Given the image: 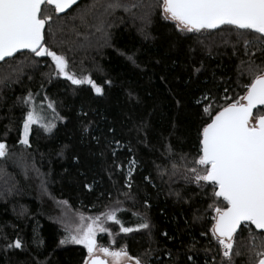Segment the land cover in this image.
I'll list each match as a JSON object with an SVG mask.
<instances>
[{
  "label": "trees",
  "instance_id": "16d2710c",
  "mask_svg": "<svg viewBox=\"0 0 264 264\" xmlns=\"http://www.w3.org/2000/svg\"><path fill=\"white\" fill-rule=\"evenodd\" d=\"M135 2L141 5L133 9L137 16L151 14L150 38L140 31L141 20L120 10L108 16L114 21L105 26L110 36L95 48L85 44L105 0H83L65 15L48 6L46 46L65 57L72 73L89 76L102 94L58 75L47 56L25 52L0 64V143L7 151L0 157V264H83V246L59 243L66 235L64 207L90 216L115 209L124 226L134 229L140 218L146 220L150 229L123 233L112 221L107 228L114 250L126 248L148 264H227L212 233V205L223 201L213 196L211 184L199 188L184 176L210 122L204 105L214 115L245 95L253 78L246 62L264 63V52L249 46L244 55L246 40L256 38L250 30L181 32L162 18V0ZM29 92L33 103L25 105ZM206 93L211 98L198 103ZM33 107L42 123L55 127L46 132L33 125L28 146L21 143L23 124ZM113 139L121 141L115 157L121 168L108 146ZM253 234L261 235L243 225L234 236L232 264H257L262 249ZM17 239L22 248L9 247ZM99 242L110 246V236Z\"/></svg>",
  "mask_w": 264,
  "mask_h": 264
},
{
  "label": "snow or ice",
  "instance_id": "6c2138e0",
  "mask_svg": "<svg viewBox=\"0 0 264 264\" xmlns=\"http://www.w3.org/2000/svg\"><path fill=\"white\" fill-rule=\"evenodd\" d=\"M76 2L77 0H0V61H5L6 57H13L22 50H27L36 57L47 56L54 62L58 75L64 76L73 85L89 84L97 94H102V88L91 78H77L68 74L65 57L51 51L44 42L45 26L52 20L48 6L54 7L56 13H62ZM101 6L104 9L101 15L105 18L100 20L96 30L104 32L105 43L110 34L103 26L111 27L114 24V21L108 20L107 17L114 16L120 10L132 12L133 21L141 20L143 26L140 31L145 39L150 38L146 29L151 24V14L137 16L133 9L141 5L135 0H105ZM160 8L162 18L175 22L181 32H201L221 26L241 30V35L250 30L256 34V38L255 41L246 40L244 55L249 56V46L264 52V0H162ZM86 16L87 12L79 19L86 22ZM251 55L254 56L255 53ZM246 63L248 71L253 73L246 94L236 102L217 110L214 115L210 106L204 105L203 111L209 116L210 122L205 123L200 133L198 158H193L191 165L186 167L188 174L184 176L186 182L195 183L199 188L204 187L201 182L211 184L213 196L222 198L223 206L217 203L212 205L216 213L213 217L215 223L212 233L223 249L227 264H232L234 236L242 224L255 226L261 233L259 237L253 234L252 239L260 240L262 250L256 253L261 257L257 264H264V114H253L254 108L264 106V63L257 65L251 58ZM195 71L199 72L200 69ZM210 98L211 94L206 93L203 100L197 102L203 104ZM21 102L25 105L33 103L32 93L29 92ZM48 108L56 111L51 102L48 103ZM258 111L264 113V108H259ZM41 120L42 116L37 114L34 107L27 112L23 124L22 144L30 146L28 134L31 125L39 124L46 132L55 127L47 121L41 123ZM87 130L85 128V131ZM109 131L114 132V129ZM120 144L121 141L113 139L108 145L112 149L113 163L117 168L122 167L115 160ZM6 154V145L0 143V157H5ZM134 164L135 160L129 161V188ZM176 195L183 199L180 192ZM79 221V224L73 227L65 224L66 235L59 243L82 245L88 253L83 264H106V261L96 257L97 250L105 257H111V264H148L147 260L140 257L133 258L123 247L119 251L110 250L108 247L98 248L96 240L98 232L107 231L104 227L105 221L119 224L120 232L131 233L150 229V224L143 218L139 219L135 229L124 226L115 209L95 217L80 214ZM13 246L22 248L21 240L17 239L9 245ZM145 255L149 253L146 252Z\"/></svg>",
  "mask_w": 264,
  "mask_h": 264
},
{
  "label": "rangeland",
  "instance_id": "374dc122",
  "mask_svg": "<svg viewBox=\"0 0 264 264\" xmlns=\"http://www.w3.org/2000/svg\"><path fill=\"white\" fill-rule=\"evenodd\" d=\"M104 12V9L103 10H100L98 12H94V17L96 18V21H95V26L93 28V31H92V34L90 35V39L87 40V44H85V47H97L96 45L100 44V42L102 41V39H104V32L103 31H97L96 30V26L100 24V20L101 19H104L105 16L101 15L102 13ZM108 19V17H107ZM106 25L103 26L104 30L107 29L105 27ZM67 61V60H66ZM54 63V62H53ZM67 65H68V62H67ZM66 72L70 75H75L77 78H84V77H89V76H80V75H76L75 73H72V71L70 70L69 68V65L67 66V69H66ZM61 77L65 78L64 76L61 75ZM66 79V78H65ZM86 84V83H85ZM32 110V109H31ZM42 123V122H41ZM33 125H39V124H33ZM31 125L30 128L33 126ZM30 131V129H29ZM79 213H74L72 212L71 210H69L68 208L64 207L62 212H61V218H60V221L63 223V225L65 226V224L69 225L70 227H73L75 226L76 224H79ZM83 216L85 217H95V216H90V215H84ZM103 218V217H102ZM107 222L109 221H105L104 222V227L107 229V231L105 232H98L97 233V236H96V240H97V245H98V248L99 247H108L110 250H113V251H119V250H114L111 246L114 244V240H113V237H112V234L109 235L110 230L107 228ZM105 234H108L110 236V246H106L104 244H100L99 242V239L101 237H103ZM82 246V245H81ZM96 257H98L99 259L101 260H104L106 261L107 264H111V257H105L104 254L100 251L97 250L96 252Z\"/></svg>",
  "mask_w": 264,
  "mask_h": 264
},
{
  "label": "water",
  "instance_id": "95a60500",
  "mask_svg": "<svg viewBox=\"0 0 264 264\" xmlns=\"http://www.w3.org/2000/svg\"><path fill=\"white\" fill-rule=\"evenodd\" d=\"M81 1H83V0H77V2L75 3V4H73L70 8H68V9H66L65 10V12H62V13H57V14H59V15H65L66 13H68L69 11H71L74 7H76ZM52 7V6H51ZM54 8V7H53ZM221 27H223V26H221ZM219 29V28H218ZM45 30H46V26H45ZM45 30H44V35H45ZM215 30H217V29H214V30H208V31H215ZM25 52H27V50H22L21 52H18V53H16L13 57H6L5 58V61H7V60H9V59H12V58H14L15 56H17L18 54H21V53H25ZM4 61H0V64L1 63H3ZM259 108H264V106H257V108H254L253 109V114H255V111L256 110H258ZM222 199V198H221ZM243 225H246V224H242L241 226H240V228L237 230V233L240 231V229L242 228V226ZM254 227V229H255V226H253ZM256 230V229H255ZM257 232H259V230H256ZM236 233V234H237ZM235 234V235H236ZM107 264V263H106Z\"/></svg>",
  "mask_w": 264,
  "mask_h": 264
},
{
  "label": "flooded vegetation",
  "instance_id": "af4514ba",
  "mask_svg": "<svg viewBox=\"0 0 264 264\" xmlns=\"http://www.w3.org/2000/svg\"><path fill=\"white\" fill-rule=\"evenodd\" d=\"M98 258V257H97Z\"/></svg>",
  "mask_w": 264,
  "mask_h": 264
}]
</instances>
